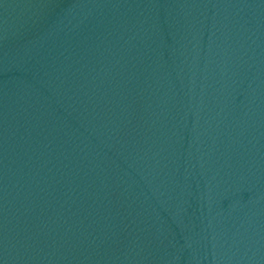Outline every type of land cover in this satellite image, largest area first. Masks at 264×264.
I'll use <instances>...</instances> for the list:
<instances>
[{
    "label": "water",
    "instance_id": "1",
    "mask_svg": "<svg viewBox=\"0 0 264 264\" xmlns=\"http://www.w3.org/2000/svg\"><path fill=\"white\" fill-rule=\"evenodd\" d=\"M0 264H264V0H0Z\"/></svg>",
    "mask_w": 264,
    "mask_h": 264
}]
</instances>
